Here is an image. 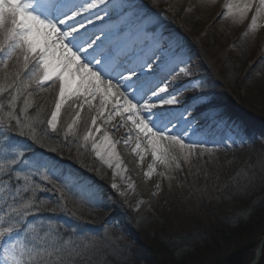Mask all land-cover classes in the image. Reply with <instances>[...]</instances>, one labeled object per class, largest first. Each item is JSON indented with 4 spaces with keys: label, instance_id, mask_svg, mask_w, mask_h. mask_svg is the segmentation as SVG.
I'll return each instance as SVG.
<instances>
[{
    "label": "snow or ice",
    "instance_id": "snow-or-ice-1",
    "mask_svg": "<svg viewBox=\"0 0 264 264\" xmlns=\"http://www.w3.org/2000/svg\"><path fill=\"white\" fill-rule=\"evenodd\" d=\"M249 13L251 31L264 20V0L226 3L221 16L243 23ZM180 53L178 41L161 31L159 14L135 0H0V264H106V237L76 225L61 232L41 215L67 210L69 193L94 206L92 186L62 167L64 147L74 145L76 162L85 168L80 157L90 147L113 170L112 189L120 196L134 190L116 150L121 141L101 120L111 124L119 117L113 131L131 125L121 140L135 144L132 151L141 162L150 150L149 178L156 164L177 170L181 158L188 161L198 151L211 155L221 144L248 141L205 92L173 107L181 101L172 81L191 76L190 61ZM198 88L199 81L189 80L180 91ZM41 93L53 95L44 120V106L34 101ZM200 118L207 122L203 127ZM209 126L227 131L216 140L206 134ZM53 135L64 147L49 143ZM117 176L127 180V190L121 191ZM241 177L245 186L257 179L248 172L237 173ZM260 245L264 253V240Z\"/></svg>",
    "mask_w": 264,
    "mask_h": 264
},
{
    "label": "rangeland",
    "instance_id": "rangeland-1",
    "mask_svg": "<svg viewBox=\"0 0 264 264\" xmlns=\"http://www.w3.org/2000/svg\"><path fill=\"white\" fill-rule=\"evenodd\" d=\"M135 2L144 5L145 11L159 14L161 31L171 34L178 41L180 54L190 61L188 67L191 76L181 75L172 81L178 91L177 98L181 101V104L173 107L181 108L186 98L196 92L207 93L212 104L227 118L239 124L246 133L249 139L241 145L250 146L261 154L254 155L256 159H252L249 152L245 153V157H238L233 147L238 146L239 141L238 145H231L229 141L231 146L227 148L221 144L211 155H200L198 151L188 161L181 158L182 176H170L171 182L165 184L164 188L155 185L150 192L146 182L149 179H144L137 169L141 164L136 161L137 155L132 154L133 146L121 141L117 143L116 149L123 163L138 180L142 196L132 195L131 190H127V182H119L117 176L115 182L120 184L121 191H128L127 196H120L111 188L113 170L102 165L89 147L91 158L108 172L109 187L126 207L121 217L107 213V222L95 227L97 230L94 234H106L104 237L112 250L120 248L113 242L114 239L125 243L131 252L122 261L132 260L127 264H160L158 261L161 258H170L164 251L169 246L171 248L167 249L175 252V256H171L172 260H167V264H229L231 256L243 246L254 243L255 252L260 238L264 237V224L257 223L254 214L256 208L264 210V23L258 21L259 26L249 31L251 14L243 23H234L231 17L222 18L226 3L235 5V0ZM160 2L173 4L177 9L182 7L181 11L183 14V11L186 12V17H193L191 20L196 28L209 23V33L195 38L184 29L182 20H178L169 7L162 10L158 8ZM243 67L241 81H238L240 68ZM246 76L251 77L253 82L245 83ZM189 80L199 81L202 88L195 92L191 89L180 91V86H186ZM228 106L234 109L225 112ZM194 115L199 116L200 111ZM245 118L255 124L249 125ZM99 123L111 134L113 123L104 124L103 120ZM200 123L203 127L207 122L200 118ZM126 128L131 130L129 125ZM224 129L213 127L206 134L220 140ZM208 147L213 145L209 144ZM147 155L150 156V153ZM85 171L92 172L87 168ZM241 172L255 175L257 179L245 186L243 177L236 178L237 173ZM85 181L92 186V192L89 193L92 202L103 204L102 187H96V182L90 178ZM112 254L116 256L114 251ZM262 257L263 253L256 264H260ZM254 259L255 254L249 264Z\"/></svg>",
    "mask_w": 264,
    "mask_h": 264
},
{
    "label": "trees",
    "instance_id": "trees-1",
    "mask_svg": "<svg viewBox=\"0 0 264 264\" xmlns=\"http://www.w3.org/2000/svg\"><path fill=\"white\" fill-rule=\"evenodd\" d=\"M172 7H174V9L179 14H181L182 7H180V9H177L176 6L173 4H172ZM187 17L185 20V24H186V27L191 30V28L194 24L191 20L193 17L192 16L190 17L189 15ZM203 27H204V24L201 26V28L199 27V30H202ZM250 60L251 59L249 58L248 61H250ZM246 65H247V62L244 66L246 67ZM245 67L240 68V73H239L240 75H239L238 81H240L241 76L243 75V70ZM244 82L245 83H251V82H253V80L251 77L246 76V77H244ZM52 100H53V95L51 93H41L40 96L34 97V101L36 103L44 106L45 111H44V114L41 115V119H42V116L44 117L46 115V117H47V113L53 107ZM46 101H47V103H46ZM35 111H36L35 108H32L30 110V113L34 114ZM49 143H51L52 146L64 147L60 141L55 139L54 135H53V138L49 141ZM233 149L235 151V154L238 155V157H243V156L245 157V153L249 152L248 155L250 157H252V159H256V156L257 155L259 156L261 154L260 152L253 150L252 147L243 146L241 144L233 147ZM37 150L41 151V152L44 151V149H37ZM251 153H253V154H251ZM48 154H51L52 157L59 159V157L56 156V154H54V153H48ZM46 155H47V153H46ZM70 155L74 159H71V160L67 159V157ZM254 155H256V156H254ZM63 156H64V159L62 160V165H64V168H66V169L71 168L72 171L76 172L78 175H80L84 178L93 179L96 182V186L102 187V189H103L102 195L104 196L103 200L105 203L103 202V205H97V204L93 203L94 206L89 207L88 203H81L80 202L79 196H76L74 193H69L68 198H67V201H68L67 202V210H65L62 207L58 208L56 213H51V212L45 210L41 215L45 218V222H47L48 219H51L56 224L57 229L61 232H67L72 226L76 225V226H79L80 228L86 230L89 234H94V232L96 231L95 227H97L98 225H100V224L104 223V221H106L105 213H107V212L115 213V214L119 213L122 215V213L124 211H126V207L119 200V198L112 193L111 189L109 188L108 183H109L110 177L108 176V172L104 171V169H102V167L91 158L89 151H87L86 153H82V156L80 157V159L82 160V162L84 164L88 165L87 169L92 171L90 173H87L85 171L86 168L81 167L80 164L76 162V159H75L76 147L74 145L71 147V150H69V148H67V147H64ZM255 161L258 162V160H255ZM104 176H106V178ZM43 195H48V194L45 193ZM52 199H54V197ZM107 203H110V204H107ZM105 204H107V205H105ZM50 206L55 207L56 205L52 204L50 201ZM69 212L74 213L75 218L72 215H70ZM263 213H264V210H259L258 208H256V212L254 214L256 215V222L259 224H264V217H263L264 214ZM137 223L140 225L139 220H137ZM262 230L264 231V228ZM96 234L100 235L99 232H96ZM104 235H106V234H104ZM113 242L115 244L119 245L120 248H118V249L114 248L112 250L108 246L109 254L105 257H102V260L105 261L106 264H127V263H130L131 259L130 260L128 259L127 262H126V260H125V262L122 261V259H124L128 255H130L131 250L127 248L128 246H126V244L121 242L120 240L114 239ZM167 248H171V247L170 246L165 247V249H164V251H166V253H167V257H169V255H170V258H167V260H169V259L172 260L171 256L174 257L175 252H173ZM254 248H255L254 243H251L250 246L247 245V246L241 247L233 256H231V258L229 260V264H249L250 261L252 260V258L254 257V254H255ZM113 251L115 252L116 256H114L112 254ZM167 260L161 258L160 261H158V263L167 264ZM133 261H135V259ZM260 264H264V253H263L262 261L260 262Z\"/></svg>",
    "mask_w": 264,
    "mask_h": 264
},
{
    "label": "bare ground",
    "instance_id": "bare-ground-1",
    "mask_svg": "<svg viewBox=\"0 0 264 264\" xmlns=\"http://www.w3.org/2000/svg\"><path fill=\"white\" fill-rule=\"evenodd\" d=\"M241 2V0H235V4H238V3H240ZM249 14H251V13H249ZM260 22H262V23H264V20H259ZM103 22H97V24L99 25V24H102ZM234 108L232 107V106H228L227 107V111H225V112H228V111H231V110H233ZM199 117V116H198ZM245 121L249 124V125H254L255 123L253 122V121H249V120H247L246 118H245ZM119 122V117H117L116 118V120L115 121H113L112 123L115 125V124H117ZM129 126H131L130 124H129ZM255 126H257V125H255ZM213 127H211V126H209V127H207V128H205V131H208V130H211ZM127 131H129L126 127H124V128H120L118 131H113V128H111V135H112V138L114 139V140H116V138H118L120 141H122L121 140V137H124L125 136V133L127 132ZM226 131H227V129H224L223 130V136L225 135V133H226ZM248 132H250V130H247ZM251 133V132H250ZM133 135H134V132H133ZM130 146V145H129ZM132 146L134 147L135 146V144L133 143L132 144ZM143 147H144V145L142 144V149H143ZM117 150V149H116ZM117 152H118V150H117ZM148 153H150V156H148L147 154ZM118 154H119V156H120V158H121V160L123 161V158H122V156L120 155V153L118 152ZM132 154H134V155H136L133 151H132ZM138 157V159H136V161L138 162L139 161V163L141 164V166H139L137 169L139 170V171H141V173L143 174V177H144V179H146V180H148V181H146L149 185V191L151 192L152 190V188H154V186L156 185L157 187H161V188H164L166 185L165 184H168V183H170L171 181H170V179H169V177L170 176H174V177H177L178 175L179 176H182V162H181V160H180V165H181V168L180 169H177V170H172V169H165L163 166H161V165H159V164H156L155 165V172H158L157 174H159L158 176L156 175V173L154 172L152 175H151V177L149 178V177H146L145 176V172L148 170V167H149V165H151V164H153V159H152V156H151V152H150V150L148 151V152H146V153H144V159H143V161L141 162L140 161V158H139V156H137ZM135 161V162H136ZM123 166L127 169V171L124 173V176L125 177H127V178H129L133 183H134V185H135V188H134V190H131L130 191V193L132 194V195H141L142 196V192H140V189H139V187H138V185H139V182H138V180H136L134 177H133V174H132V171L130 170V168H128L124 163H123ZM165 173V175L164 176H161L160 175V173ZM128 173H131L132 175H128ZM119 177V176H118ZM152 178V185L150 184V179ZM119 182L120 181H123V182H127V180H121L120 179V177H119V180H118ZM163 184V185H162ZM110 186V185H109ZM164 186V187H163ZM152 187V188H151Z\"/></svg>",
    "mask_w": 264,
    "mask_h": 264
},
{
    "label": "water",
    "instance_id": "water-1",
    "mask_svg": "<svg viewBox=\"0 0 264 264\" xmlns=\"http://www.w3.org/2000/svg\"><path fill=\"white\" fill-rule=\"evenodd\" d=\"M261 240H264V237L261 238L259 240V242H258V251H257L256 257H255V259L253 261V262H255V264L259 261L261 255H262V253H261V245H260ZM253 262L251 264H253Z\"/></svg>",
    "mask_w": 264,
    "mask_h": 264
}]
</instances>
